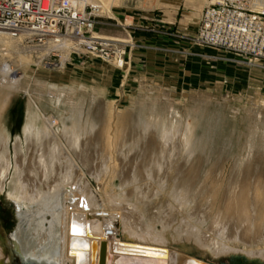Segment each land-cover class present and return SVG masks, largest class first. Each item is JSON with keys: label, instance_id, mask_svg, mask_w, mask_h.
Wrapping results in <instances>:
<instances>
[{"label": "bare ground", "instance_id": "bare-ground-1", "mask_svg": "<svg viewBox=\"0 0 264 264\" xmlns=\"http://www.w3.org/2000/svg\"><path fill=\"white\" fill-rule=\"evenodd\" d=\"M93 7L103 12L101 6ZM22 41V35L0 31V53L12 59L0 64V118L13 95L25 90L30 99L22 138L14 142L12 155L0 122V193L12 172L7 196L17 208L11 238L24 264H89L92 245L93 264H97L102 243L105 264H113L119 253H156L163 259L185 255L181 250L190 247L172 248L182 242L207 249L213 256L242 254L230 260L264 259V125L259 117L239 138L243 154L225 174L214 196L220 202L214 203L206 200L205 185L196 189L197 173L188 166L195 151L188 146L186 122L173 121L171 114L158 121V113L143 107L134 128L114 132L112 137L107 130L105 148L106 131L94 129L93 124V116H99L105 105L96 99L87 104L81 91L60 96L49 88L25 84L12 68L26 64L22 58H12L13 43ZM63 43L62 48L68 44ZM123 43H128L127 54L133 44ZM22 45L30 55L40 53L39 59L48 52ZM60 52L64 59L67 52ZM121 65L112 66L122 69L125 60ZM43 95L47 107L66 114L69 128L62 114L40 110L37 101ZM108 117L110 123L112 113ZM107 163L110 179H119L121 186L119 193L100 195L91 189L88 178H101L108 171ZM163 195L162 209L150 213L149 207ZM3 257L0 245V263Z\"/></svg>", "mask_w": 264, "mask_h": 264}, {"label": "rangeland", "instance_id": "rangeland-1", "mask_svg": "<svg viewBox=\"0 0 264 264\" xmlns=\"http://www.w3.org/2000/svg\"><path fill=\"white\" fill-rule=\"evenodd\" d=\"M256 1L257 7L264 11V0ZM87 2L91 6L102 7L103 12L94 27L96 36L132 43V52L146 46L166 49L168 52H148L151 59L148 65L152 67L143 62L139 67H134L131 63L122 69H115L112 65L89 57L79 61L75 59L76 62L56 71L37 63L40 53L30 55L26 53L28 49L22 47L23 43L14 42L12 58H22L26 64L12 68L30 86L49 88L52 92H59L60 96L81 91L87 104L92 99H96L98 104H104L103 112L97 117L93 116V124L94 129L106 131L102 137L105 148L108 146L107 130L108 136L112 137L114 132L134 128L139 122V112L143 107L158 113L161 116L160 119L157 118L158 121L172 115L173 121L181 119L186 122L189 128L188 141L191 143L188 146L191 145L190 148L195 151L192 150L194 155L190 157L188 166L197 173L196 189L205 185L208 191L206 200L212 199L214 203H219V198L214 197L216 190L221 186L225 174L234 169V163L243 154V142L239 138H243L254 127L256 118L259 117L264 125V61L248 62L236 55L196 43L195 31L191 27H194L193 22L198 21V16L202 15L211 0ZM1 44L0 49H3ZM160 59L165 63L156 67L155 61L163 62ZM11 60L0 53V64ZM194 70L195 78L188 75L193 74ZM114 71L118 72L116 82L113 78ZM191 77L194 80L191 81ZM44 99L43 95L37 101L40 110L46 115L62 114L61 119H64L63 123L69 128L70 120L66 114L47 107ZM29 103V96L23 90L9 99L1 114V128L8 136L7 145L11 155L14 142L22 138ZM109 113L113 117L110 123ZM109 164H105L104 169L108 170ZM10 175L12 176V172L0 193V245L4 250V259L0 264H24L12 245L11 234L15 228L14 214L17 207L8 194ZM102 175L97 181L86 176L91 189L100 195H109L115 191L119 193V179L111 180L109 170ZM164 201L163 195L149 207L150 213L155 214L156 210L162 209L160 207H163ZM204 201L205 199L202 203ZM188 210L186 208V212ZM157 230L160 231L159 225ZM176 246L178 250L181 246L190 247L191 249L181 251L209 260L213 264H228L232 255H242L237 252L213 256L207 249L187 242L172 244V248L177 249Z\"/></svg>", "mask_w": 264, "mask_h": 264}, {"label": "built area", "instance_id": "built-area-1", "mask_svg": "<svg viewBox=\"0 0 264 264\" xmlns=\"http://www.w3.org/2000/svg\"><path fill=\"white\" fill-rule=\"evenodd\" d=\"M257 3L212 0L202 13L196 43L248 62L264 61V11ZM97 9L82 0H0V31L22 35L21 43L29 49H47L42 58L35 59L48 69L59 71L73 62L72 57L78 61L91 57L121 67L128 43L95 36L101 14ZM63 42H68L64 48ZM63 50L67 54L61 59Z\"/></svg>", "mask_w": 264, "mask_h": 264}, {"label": "water", "instance_id": "water-1", "mask_svg": "<svg viewBox=\"0 0 264 264\" xmlns=\"http://www.w3.org/2000/svg\"><path fill=\"white\" fill-rule=\"evenodd\" d=\"M163 255L155 253H119L115 254L113 264H213L209 260L197 258L190 254L179 255L172 254L171 258L163 259ZM94 246H91V259L89 264H93ZM97 264H105L104 260V244L100 246ZM230 264H264L260 260H245L244 258H232Z\"/></svg>", "mask_w": 264, "mask_h": 264}, {"label": "crops", "instance_id": "crops-1", "mask_svg": "<svg viewBox=\"0 0 264 264\" xmlns=\"http://www.w3.org/2000/svg\"><path fill=\"white\" fill-rule=\"evenodd\" d=\"M198 18H199L198 21H194L193 22L194 23V27H191L192 30L195 31V34H196L197 28L199 26L201 15H199ZM147 40H150V37H147ZM148 52H155V53H159L160 54V53H163V52H168V50L162 49V48L148 47V46H146L144 48H140L139 47L136 51L132 52V50H131L129 53L126 54V56H125V65H127V64L129 65V64L132 63L131 64L132 66L139 67L140 63L146 62L148 67H152V66L148 65V63L151 61L150 57L148 56ZM155 56H157V54H155ZM164 57L166 58V56H164ZM160 60L163 61V62L155 61V66L156 67H161V66L164 65V63H165L164 60L163 59H160ZM125 65H124V67H125ZM179 72L180 71H178V73ZM193 74H188V75L189 76H193L195 78V70L193 71ZM193 77H191V81L194 80ZM113 78H114L115 82H116V80H118V72L117 71L116 72L114 71Z\"/></svg>", "mask_w": 264, "mask_h": 264}, {"label": "flooded vegetation", "instance_id": "flooded-vegetation-1", "mask_svg": "<svg viewBox=\"0 0 264 264\" xmlns=\"http://www.w3.org/2000/svg\"><path fill=\"white\" fill-rule=\"evenodd\" d=\"M229 264V263H228Z\"/></svg>", "mask_w": 264, "mask_h": 264}]
</instances>
